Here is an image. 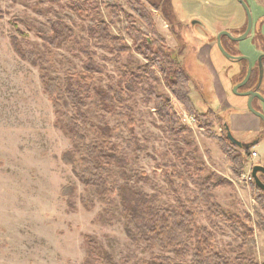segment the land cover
I'll list each match as a JSON object with an SVG mask.
<instances>
[{"label":"rangeland","instance_id":"374dc122","mask_svg":"<svg viewBox=\"0 0 264 264\" xmlns=\"http://www.w3.org/2000/svg\"><path fill=\"white\" fill-rule=\"evenodd\" d=\"M78 1L91 2V19L78 18L68 0H0V264H146L158 256L176 258L170 251L148 249L127 239L118 197H114L113 206L101 205L95 193L74 176L72 167L62 163L61 156L72 148V142L55 126L56 117L38 67L22 61L11 46L10 37L18 29L36 49L44 51L40 35L50 34V20H61L95 54V61L105 66L106 71L97 77L98 88L107 90L112 83L119 90L122 73L138 74L147 64L132 50L127 28L132 26L144 37L156 39L132 13L127 0ZM139 1L150 14L164 47L174 55L181 51L179 61L190 76V98L196 112L211 110L220 121L210 130L201 128L196 116L174 99L157 71L156 81L140 83L134 95L124 98L134 119L132 134L126 127L127 107L117 108L113 115L103 118L96 109L98 102L92 101L90 120L112 130L108 140L128 159L123 171H109L110 186L128 184L146 195H156L158 205L169 208L176 206L177 200H193L198 187L192 180L208 181L215 186L212 195L221 215L208 219L203 207L198 206L197 226L211 230L214 249L225 252L230 259L242 254L256 264H264V197L257 200L260 194L251 179L252 166L264 167V131L231 132L242 143L257 142L250 149L257 158L249 157L243 163L241 152L225 142L222 124L223 120L229 122L230 114L222 110L213 77L196 59L200 47L215 41L219 30L213 28L217 21L227 26L223 29L233 28L227 30L229 33L239 35L247 21L245 11L236 0ZM243 1L251 15L252 29L246 40L237 43L239 51L235 53L254 63L259 58L256 51L264 53V0ZM216 8L220 15L212 11ZM99 21L109 25L111 36L122 39L131 50L121 55L117 66L108 61L112 56L96 48L87 35V27ZM193 21L201 25H193ZM46 61L49 75L63 85L67 74L81 71L85 57L61 47ZM233 69L226 68L223 73L227 75ZM149 87L157 96L170 99L180 127L187 130L185 143L158 120L152 100L145 103L151 98ZM261 89L264 91V67ZM64 109L70 112L68 105ZM96 140L89 133L88 143ZM258 177L264 183V176ZM138 178L149 182L139 183ZM69 186L71 189L62 196L61 191ZM87 238L95 243V249L88 245ZM176 259L189 263L191 256Z\"/></svg>","mask_w":264,"mask_h":264},{"label":"trees","instance_id":"16d2710c","mask_svg":"<svg viewBox=\"0 0 264 264\" xmlns=\"http://www.w3.org/2000/svg\"><path fill=\"white\" fill-rule=\"evenodd\" d=\"M68 1L70 9L78 18L91 19V11L88 10L92 6L91 2ZM127 4L132 13L148 28L156 40L144 37L142 32L132 26L127 28V35L133 43L132 50L142 56L147 64L138 74L122 73L123 80L118 82L119 90H116L112 83H109L107 90L98 88L97 77L106 71L105 66L95 61V54L76 38L73 28L61 20H50V34L40 35L44 51L36 49L35 45L28 41L27 35L18 29L15 30V35L10 37L15 54L22 61L38 67L40 82L56 117L55 126L59 127L72 142V148L62 154L61 161L72 167L74 176L85 188L95 193L101 205L113 206L114 197H118L120 215L124 221V233L131 242L143 244L148 249L170 251L178 259L191 256L189 263L168 256H158L150 259L146 264H256L242 254L230 259L225 252L216 251L213 245L215 240L213 232L197 226L198 206L203 207L208 219L221 215L220 206L212 195L215 186L208 181L192 180V183L198 187V193H193L195 194L193 200L186 202L177 200L176 206L169 208L159 206L156 195H146L128 184L110 186L109 171L114 168L123 171L128 165V159L121 156L117 146L108 140L112 137V130L107 125L100 128L90 120L88 109L92 101L98 102L96 109L103 115V118L111 116L117 108L127 107L124 98L134 95L140 83L146 80L156 81L155 72L157 71L174 99L190 115L196 116L201 128L210 130L216 121H220L211 110L204 114L196 112L190 98V84L192 83L190 76L179 61L181 51L174 55L164 47V40L157 34L150 14L139 0H127ZM165 15L167 18L168 14ZM169 22L172 25L170 20ZM108 26L105 22L99 21L87 27V35L96 48L112 56L108 61L117 66L121 62V55L131 50L126 47L122 39L111 36ZM246 27L247 21L244 30L239 35L245 32ZM224 40L229 43L227 46L224 45L225 51L232 56H237L234 50L235 44L227 40L226 37ZM61 47H68L85 57L81 71L67 74L63 85L60 84L58 78L49 75L46 68V58L51 59L53 51ZM245 74L246 69L236 83L241 82ZM258 78L259 70L253 69L250 80L244 89L255 88ZM147 94L151 98L146 99L145 103L152 100L158 120L175 138L185 143L184 135L187 130L180 127L179 119L173 112L170 99L157 96L151 87L147 90ZM66 105L70 108V112L64 109ZM126 109L128 110L125 114L126 127L132 134L134 119L131 115V108L127 107ZM222 127L225 133V142L239 150L242 162H247L251 155V148L243 143L238 147L227 139V133L230 132L228 130L229 122L223 120ZM89 133L95 135L97 140L88 143ZM181 154L182 149H179L177 156L180 157ZM182 163L184 167L187 166L185 161ZM137 182L146 183L149 182V179L138 178ZM254 186L257 193L260 194L257 197L259 200L260 197H264V192L255 184ZM69 189L71 186L67 189L64 188L61 195L66 196ZM86 240L88 245L95 249V243L90 238Z\"/></svg>","mask_w":264,"mask_h":264},{"label":"crops","instance_id":"0c3cea01","mask_svg":"<svg viewBox=\"0 0 264 264\" xmlns=\"http://www.w3.org/2000/svg\"><path fill=\"white\" fill-rule=\"evenodd\" d=\"M227 3H231L230 0H223ZM219 9L216 8L214 11H218ZM218 15L221 14L219 11L217 12ZM194 17V16H193ZM218 20V19H217ZM221 20V19H220ZM198 22V21H197ZM201 25L200 22L195 23L194 25ZM230 26V25H229ZM228 26V27H229ZM241 26V23L239 25H236L234 28L238 29ZM227 27L224 26L223 23H220L217 21V25H214L215 30H219L216 34V38L219 33H221V30L227 31L230 28H224ZM238 27V28H237ZM223 32V31H222ZM228 32V31H227ZM233 37H237L238 35H233L230 33ZM215 38V39H216ZM223 40V39H222ZM246 40V39H245ZM225 46L229 45L228 41H222ZM209 46L205 47L202 46L196 53V59L198 60L199 64L202 65L204 70L208 72L209 75L213 77L214 81V87L215 92L218 98L222 101V110H225L230 114L229 117V128L231 132H238V133H245V132H254L257 133L261 129V124L258 118H256L253 114H251L246 107V98H240L234 94L231 95V89L233 87V81L235 79H238L243 75V69L245 66H242V64H232L228 60H223L222 55L220 54V51L217 47L216 41H212ZM235 51H239V46L236 44L234 47ZM262 55V53H259L258 50L256 51V57ZM257 59H255L253 62L256 63ZM252 62V61H251ZM253 63V64H254ZM234 69L232 73H228L225 75L224 69L229 67H233ZM237 82V81H236ZM218 89V90H217ZM224 96V97H223ZM257 108L262 111V105L260 103H257Z\"/></svg>","mask_w":264,"mask_h":264},{"label":"water","instance_id":"95a60500","mask_svg":"<svg viewBox=\"0 0 264 264\" xmlns=\"http://www.w3.org/2000/svg\"><path fill=\"white\" fill-rule=\"evenodd\" d=\"M244 9L246 17H247V27L245 32L239 36V37H233L229 32L227 31H223L221 33L218 34L217 36V47L220 51V53L227 58L228 60L231 61H246L248 63V69L245 75V78L243 79V81L238 84L237 86H235L233 88V92L237 93V91L239 89H242L247 82L249 81L250 75H251V71H252V64H251V60L247 57H233L231 55H229L222 47L221 42H220V38L221 36H225L227 37L230 41L234 42V43H239L244 41L245 39L248 38V36L250 35L251 29H252V19H251V15L250 12L248 10V7L246 6V4L244 3L243 0H236ZM195 23H198L197 21H193L192 24L194 25ZM262 59H264V55L260 56L258 58V63H259V67L262 70ZM262 72V71H261ZM262 80V73H260V82ZM240 96L243 97H247L248 101H247V107L250 113H252L254 116H256L263 124H264V115H262L261 113L256 112L252 106L251 103L254 99L259 100L260 102H262L264 104V98L255 91H248L245 93H239ZM227 139L233 144L236 145L238 147L241 146V143H239L237 140H235L232 135L230 134V132L227 133ZM262 175L264 176V167L260 166V165H255L251 168V179L253 180L254 184L256 185L257 188H259L261 191L264 192V183H262L258 177V175Z\"/></svg>","mask_w":264,"mask_h":264},{"label":"flooded vegetation","instance_id":"af4514ba","mask_svg":"<svg viewBox=\"0 0 264 264\" xmlns=\"http://www.w3.org/2000/svg\"><path fill=\"white\" fill-rule=\"evenodd\" d=\"M242 35V34H241ZM241 35H238L237 37H239V36H241ZM224 37L225 36H221V38H220V42H221V45H222V47H223V49H224V44H223V42L222 41H224V43H225V41L226 40H224ZM223 39V40H222ZM226 39L227 40H229L227 37H226ZM215 41H216V44H217V38L215 39ZM230 41V40H229ZM232 42V41H231ZM234 43V42H233ZM235 45L237 44V43H234ZM235 45H234V47H235ZM225 50V49H224ZM230 55V54H229ZM262 55H264V53H262ZM262 55H260V56H262ZM232 56V55H231ZM259 56V57H260ZM233 57H244V56H233ZM227 59V58H226ZM229 62H231L232 64H241L242 62H244L245 63V65H244V63L242 64V66H245L244 67V69H243V71H245V69H246V72H247V69H248V63L246 62V61H231V60H228ZM251 64H252V70L253 69H258L259 70V78H258V82H257V85H256V87L255 88H252V89H250V90H246V89H244V87L246 86H244L242 89H239L238 91H237V93H234L233 92V88L235 87V86H237L238 84H240L241 82H239V83H235L234 85H233V87H232V92H233V94L234 95H236V96H238V97H241V98H246V107H247V101H248V98L247 97H243V96H240L239 95V93H245V92H248V91H255V92H258L263 98H264V91L261 89L260 90V88H261V85L263 84V67H264V59H262V70H261V68L259 67V63H258V60L256 61V63H252L251 62ZM262 71V72H261ZM260 73H262V80H261V82H260ZM251 74H252V71H251ZM246 75V74H245ZM250 77H251V75H250ZM245 78V77H244ZM243 78V79H244ZM249 80H250V78H249ZM248 83V82H247ZM261 103V104H263L262 102H260L259 100H257V99H254L253 101H252V103H251V106H252V108L256 111V112H258V113H261V110L260 109H258L257 108V103ZM247 110H248V107H247ZM249 111V110H248ZM252 114V113H251ZM262 114V113H261ZM263 115V114H262ZM256 117V116H255ZM257 118V117H256ZM259 120V119H258ZM260 121V120H259ZM260 124H261V128H263L262 130L264 131V124L260 121ZM228 130L230 131V128L228 127ZM231 132V131H230ZM261 138V137H260ZM259 140V139H258ZM258 140H256V141H258ZM239 141V140H238ZM240 143H242L241 141H239ZM257 142H253V141H251L250 143L249 142H243V144H245V145H247L248 147H252V146H254L255 144H256Z\"/></svg>","mask_w":264,"mask_h":264},{"label":"built area","instance_id":"2783aa9c","mask_svg":"<svg viewBox=\"0 0 264 264\" xmlns=\"http://www.w3.org/2000/svg\"><path fill=\"white\" fill-rule=\"evenodd\" d=\"M250 158H251V159H255V158H257V153L254 152V151H252V152H251V155H250Z\"/></svg>","mask_w":264,"mask_h":264}]
</instances>
